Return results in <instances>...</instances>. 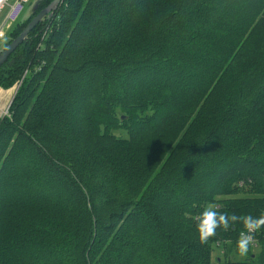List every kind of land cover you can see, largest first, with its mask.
<instances>
[{
    "label": "trees",
    "instance_id": "obj_1",
    "mask_svg": "<svg viewBox=\"0 0 264 264\" xmlns=\"http://www.w3.org/2000/svg\"><path fill=\"white\" fill-rule=\"evenodd\" d=\"M44 1L39 11L52 0ZM227 8L225 0H62L53 17L29 34L0 68L3 88L11 87L23 70L29 73L8 118H0V190L9 192L17 175H8L22 171L23 164L30 166L35 183L70 215L69 242L66 247H53L50 240L37 244L21 228L14 236L8 233L0 221V264H210L207 242L185 239L177 231L187 205L194 206L195 221L209 206L226 214L264 212V56L240 74L225 69L228 84L215 124L167 168L149 193L119 204L96 194L87 166L61 147L45 125L37 124L50 119L34 113L36 103L28 102L40 89L35 83L45 81L39 92L45 97L50 76H63L71 102L76 101L66 115L97 132L103 146L110 145L107 134H160L176 113L175 102L137 100L136 88L163 74L180 73L189 82L200 65L221 67L228 42ZM140 10L147 16L141 18ZM46 24L47 36L34 48L33 34ZM48 70L46 78L48 72H41ZM188 82L184 90L195 88ZM257 111L263 114L258 132L257 127L249 132L245 124ZM56 128L60 137L67 136ZM18 148L27 152L31 165L16 159ZM227 193L231 198H220ZM2 199L0 208L5 206ZM240 229L239 222L228 230L217 228L208 239L224 241L227 232ZM263 230L250 246L259 249L252 252L251 264L257 258L264 264Z\"/></svg>",
    "mask_w": 264,
    "mask_h": 264
},
{
    "label": "rangeland",
    "instance_id": "obj_2",
    "mask_svg": "<svg viewBox=\"0 0 264 264\" xmlns=\"http://www.w3.org/2000/svg\"><path fill=\"white\" fill-rule=\"evenodd\" d=\"M39 1L43 0H31V4L21 14L17 22L5 27V34L0 39V51L10 41L11 36L39 11L43 2H40L36 11L32 13ZM225 1L228 8L224 15L227 18V29H229L221 67L209 70V68L200 65L196 71L197 76L191 78L189 82L180 73L173 76L163 74L155 77L148 84L138 86L135 90V99L137 100H173L175 102L176 113L169 119L166 128L160 134L140 136L141 134H136L131 130L123 132L120 138H111L107 134V140L110 142L107 148L102 145L97 132L87 130L85 126L73 122L72 118L70 122L66 112L75 106L76 101L71 102L68 91L70 85L61 82L63 76H50L52 83L50 87L47 86L45 97L39 93L41 85L45 86V81L35 83L36 87L39 84L40 89H37L34 95L31 94L28 102L36 103L34 113L41 118L48 117L50 119V122H45L46 124L39 119L37 124L41 126V122L45 125L46 132L61 147L71 153L77 162L87 166L93 177L96 194L100 195L101 199L119 204L122 201L138 199L149 193L161 180L167 168L218 120L222 106V92L228 84L226 70L233 74H240L250 66L258 65L259 59L264 56V0ZM138 14L141 18L147 16V12L144 10L138 11ZM100 20L103 21V19H98V21ZM85 22L87 25V20ZM90 23L93 24V21ZM125 26L122 24V27ZM49 29V24H46L40 25L35 30L33 34L36 39L34 48L39 46V42L44 39L45 35L47 36L46 33ZM30 59L31 57L28 65L32 64ZM26 70H23L13 82L11 86L13 88L12 99L7 107L0 110V118L5 116L8 118V109L29 76ZM46 72H48L47 78L49 70L41 73L45 74ZM187 82L194 85L195 88L184 90ZM78 83L76 84L78 85ZM83 88L80 92H83ZM262 116L263 114L257 111L250 117L245 124L246 130L250 132L254 127H257L258 132V123ZM77 125L85 128L77 130ZM57 126L61 127V132L65 133L66 137H60L61 135L58 133L60 130L56 128ZM114 134L119 137L118 132ZM262 142L264 146V136ZM26 153L23 149L18 148L16 159L30 164L29 156L25 155ZM22 166H24L22 171L16 170V173L8 175H17L14 187L9 192L3 193L0 190V197H3L5 205L0 208V221L3 225L6 223V230L13 236L21 228V231L25 232L34 243L39 244L50 240V242L53 241V247H66V243L69 242L70 215L66 213V209H63L61 204L54 201L53 197L47 195L44 187L35 183L34 171L30 166L26 164ZM227 188H231V185H228ZM232 195V193H227L220 198H231ZM8 203L12 205L6 207ZM193 213L194 206L189 204L187 213L182 214L177 221V231L185 239H199L195 230L197 221L193 218ZM37 221L40 224H36ZM32 225L35 226L34 229ZM29 228H31L30 231H28ZM239 228L241 227L237 229ZM241 230L243 229L239 231ZM260 230L257 231L258 234L251 233L253 237L251 247L258 240ZM238 234L234 230H230V233L227 232L223 237L224 241L219 239L206 241L207 244L204 246L207 249L206 253H209L205 257H209L210 264H251L252 252L257 254L259 249L258 247L253 250L249 248L246 257H239L234 248ZM263 235L264 230L262 237ZM229 241L231 243H228ZM252 262L259 264L258 258Z\"/></svg>",
    "mask_w": 264,
    "mask_h": 264
},
{
    "label": "clouds",
    "instance_id": "obj_3",
    "mask_svg": "<svg viewBox=\"0 0 264 264\" xmlns=\"http://www.w3.org/2000/svg\"><path fill=\"white\" fill-rule=\"evenodd\" d=\"M237 222L242 224L243 230L238 234L235 242V252L239 257H246L253 241L251 233L264 227V212L258 216L218 213L210 206L205 207L198 216L195 230L201 243L216 234L217 228L228 230L230 225ZM228 243H231L230 241Z\"/></svg>",
    "mask_w": 264,
    "mask_h": 264
},
{
    "label": "water",
    "instance_id": "obj_4",
    "mask_svg": "<svg viewBox=\"0 0 264 264\" xmlns=\"http://www.w3.org/2000/svg\"><path fill=\"white\" fill-rule=\"evenodd\" d=\"M34 7L33 12L39 6V3ZM62 0H52L45 8L41 9L37 12L30 21L26 24V26L22 29V31L13 38L3 50L0 51V68L1 66L8 60V58L15 52V50L26 41L29 34L41 23L45 20H50L58 7L60 6Z\"/></svg>",
    "mask_w": 264,
    "mask_h": 264
},
{
    "label": "built area",
    "instance_id": "obj_5",
    "mask_svg": "<svg viewBox=\"0 0 264 264\" xmlns=\"http://www.w3.org/2000/svg\"><path fill=\"white\" fill-rule=\"evenodd\" d=\"M30 4L31 0H0V39L5 34V27L16 23Z\"/></svg>",
    "mask_w": 264,
    "mask_h": 264
},
{
    "label": "crops",
    "instance_id": "obj_6",
    "mask_svg": "<svg viewBox=\"0 0 264 264\" xmlns=\"http://www.w3.org/2000/svg\"><path fill=\"white\" fill-rule=\"evenodd\" d=\"M13 96V88L0 87V110L7 107Z\"/></svg>",
    "mask_w": 264,
    "mask_h": 264
}]
</instances>
